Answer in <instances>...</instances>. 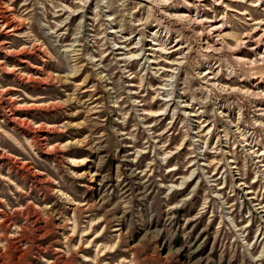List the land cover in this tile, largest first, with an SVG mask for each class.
Masks as SVG:
<instances>
[{"label":"rangeland","instance_id":"1","mask_svg":"<svg viewBox=\"0 0 264 264\" xmlns=\"http://www.w3.org/2000/svg\"><path fill=\"white\" fill-rule=\"evenodd\" d=\"M241 2L232 3V47L264 21V4ZM0 22V264H264V178L220 108L232 106L233 124L243 115L259 153L264 128L249 97L198 79L209 63L247 80L264 68L248 70L231 52L207 58L185 23L136 0H0ZM114 26L134 42L159 30L192 46L171 103L157 100L162 70L120 62ZM247 80L222 84L248 89ZM182 102L203 135L211 131L208 147L198 146Z\"/></svg>","mask_w":264,"mask_h":264},{"label":"bare ground","instance_id":"2","mask_svg":"<svg viewBox=\"0 0 264 264\" xmlns=\"http://www.w3.org/2000/svg\"><path fill=\"white\" fill-rule=\"evenodd\" d=\"M250 0H243V2ZM256 4L253 7H259L264 4V0H256ZM228 2V3H226ZM240 3L241 0H136V4L148 11H158L166 18L174 21L185 23L191 33L198 37L200 50L207 57L221 58L226 52H231L235 55L238 62L245 65L249 69L264 68V21H256L252 26L253 29L247 31L241 35L237 41L235 47L230 46V39L226 33L229 26V18L232 12L237 11L232 7V3ZM242 3V2H241ZM208 6H213L214 11H210ZM217 8H223L224 13L222 16H215L213 18L208 17V12L217 13ZM7 12H11L8 10ZM242 16H248V12H240ZM11 15V14H10ZM248 20H250L248 18ZM109 25L113 26L114 18L107 19ZM14 18L12 23L2 27L0 22V28L5 34L12 33L16 29H10V25L14 24ZM1 30V29H0ZM124 29L111 27L109 36L115 38V49L117 55L121 57L120 62H124L123 66L128 68L129 62H134L140 59H145L153 70H162L166 77L161 81L160 86L157 88V100L164 101L162 97H165V103L169 104L174 99L168 98L169 95H173L172 84L178 73L182 70L183 66L187 62L188 58L192 54L193 48L187 42L186 38L179 33L163 34L159 30L153 31L149 34L148 39L144 41L138 40L134 42V37L123 38ZM139 52V53H138ZM138 53V54H136ZM241 53H246L247 58L237 57ZM164 65V68L155 69L156 66ZM225 66V76L222 77L219 71L216 73V69L212 63L201 68V72L198 76L199 81L203 85L204 89L216 90L225 95L241 94L245 97H249L253 102L252 114L255 118V126L264 128V73H256L251 80H247L246 77L240 73H237L230 69L228 64ZM262 70V69H261ZM232 79H237L241 82L247 80L248 89L232 88L224 82H229ZM182 114L191 122V133L197 129L192 135L196 138L199 147H208V143L204 141L205 136L210 134L208 130L203 135V131L207 128L206 125H200L197 121L198 115L192 112V107L186 102H182L179 105ZM190 110V111H188ZM221 117L226 118L228 124L231 126L230 133L237 140L238 145L251 160L257 169L258 173L264 178V151L258 152V142L255 138L247 132L242 125L243 115L240 114L238 121L233 124L230 120L232 117V106L220 108ZM199 129V130H198ZM224 132V131H223ZM226 140V139H225ZM220 142V140H219ZM222 141L220 147L226 148ZM242 190H245V194L249 196L248 200L251 203H256L257 198L252 196L254 193L251 187H248L243 182L237 185ZM247 189V190H246ZM262 206H259L260 213L264 212Z\"/></svg>","mask_w":264,"mask_h":264}]
</instances>
